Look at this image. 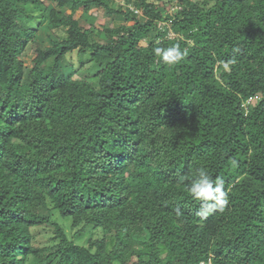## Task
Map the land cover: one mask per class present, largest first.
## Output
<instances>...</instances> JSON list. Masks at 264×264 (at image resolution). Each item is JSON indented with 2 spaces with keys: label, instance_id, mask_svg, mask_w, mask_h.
Segmentation results:
<instances>
[{
  "label": "trees",
  "instance_id": "1",
  "mask_svg": "<svg viewBox=\"0 0 264 264\" xmlns=\"http://www.w3.org/2000/svg\"><path fill=\"white\" fill-rule=\"evenodd\" d=\"M157 2L0 0V264H264V0ZM200 168L228 199L206 218Z\"/></svg>",
  "mask_w": 264,
  "mask_h": 264
},
{
  "label": "clouds",
  "instance_id": "2",
  "mask_svg": "<svg viewBox=\"0 0 264 264\" xmlns=\"http://www.w3.org/2000/svg\"><path fill=\"white\" fill-rule=\"evenodd\" d=\"M187 50H181L179 43L173 44L171 47H161L157 46L154 48V56L159 59V61L164 66H174L180 63ZM224 68L227 69L229 65L235 64V59L222 62ZM231 166L233 168L237 167V161L232 160ZM188 192L195 201L200 202L201 210L197 212V215L206 218L210 211H223L228 203L227 192L224 190V181L222 178L217 177L213 179L209 176L206 169L200 168L197 170L196 178L191 182L188 187ZM177 214L179 215V209H177Z\"/></svg>",
  "mask_w": 264,
  "mask_h": 264
},
{
  "label": "rangeland",
  "instance_id": "3",
  "mask_svg": "<svg viewBox=\"0 0 264 264\" xmlns=\"http://www.w3.org/2000/svg\"><path fill=\"white\" fill-rule=\"evenodd\" d=\"M64 1V0H59ZM151 3L157 4V0H149ZM195 1H202V0H195ZM214 2V0H211ZM48 3V2H47ZM50 3V1H49ZM124 0H114V6L123 5ZM169 7L168 4L163 5L164 9H167ZM166 11V10H165ZM168 11V10H167ZM77 18L81 19V24L84 28H89L91 25L96 24L98 21V17L95 13H87V12H79L76 15ZM100 22V21H99ZM153 35H151L150 40H153ZM35 44H31L28 46L24 59L27 62L28 69L27 73L30 71V62L35 57ZM70 60L72 61V64L75 65V67L79 70L78 74L75 76V79H82V77L86 74L84 69H81L80 66L82 63L86 65V67L90 66L89 57L84 56L82 54H79L77 52H74L70 56ZM56 218L61 222V224L64 226L66 232L68 233L70 238H73L76 230L72 229V223L70 222V219H61L58 214L55 215ZM36 237V244L45 245L49 243L50 238L52 237V233L48 229H39L35 233ZM102 236V232L100 230H94V229H88L86 232L80 234L78 237L75 238V241L80 243L81 245L87 244L90 237L98 238Z\"/></svg>",
  "mask_w": 264,
  "mask_h": 264
},
{
  "label": "built area",
  "instance_id": "4",
  "mask_svg": "<svg viewBox=\"0 0 264 264\" xmlns=\"http://www.w3.org/2000/svg\"><path fill=\"white\" fill-rule=\"evenodd\" d=\"M171 36H174V34H173V33H171Z\"/></svg>",
  "mask_w": 264,
  "mask_h": 264
}]
</instances>
